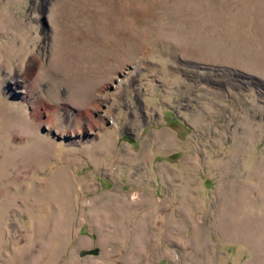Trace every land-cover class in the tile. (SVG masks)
I'll return each mask as SVG.
<instances>
[{"label": "rangeland", "instance_id": "obj_1", "mask_svg": "<svg viewBox=\"0 0 264 264\" xmlns=\"http://www.w3.org/2000/svg\"><path fill=\"white\" fill-rule=\"evenodd\" d=\"M0 264H264V0H0Z\"/></svg>", "mask_w": 264, "mask_h": 264}, {"label": "water", "instance_id": "obj_2", "mask_svg": "<svg viewBox=\"0 0 264 264\" xmlns=\"http://www.w3.org/2000/svg\"><path fill=\"white\" fill-rule=\"evenodd\" d=\"M99 253V248H93V249H88V250H82L80 252L81 256L89 255V254H98Z\"/></svg>", "mask_w": 264, "mask_h": 264}]
</instances>
